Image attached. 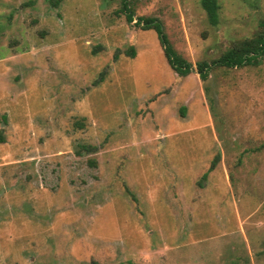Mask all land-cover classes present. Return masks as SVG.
I'll use <instances>...</instances> for the list:
<instances>
[{
	"label": "rangeland",
	"instance_id": "rangeland-1",
	"mask_svg": "<svg viewBox=\"0 0 264 264\" xmlns=\"http://www.w3.org/2000/svg\"><path fill=\"white\" fill-rule=\"evenodd\" d=\"M214 1L0 0V264H264V57L195 66L264 0Z\"/></svg>",
	"mask_w": 264,
	"mask_h": 264
},
{
	"label": "trees",
	"instance_id": "trees-1",
	"mask_svg": "<svg viewBox=\"0 0 264 264\" xmlns=\"http://www.w3.org/2000/svg\"><path fill=\"white\" fill-rule=\"evenodd\" d=\"M63 0H48V4L52 8H56ZM128 2V0H121V3ZM123 7L125 8L126 5L124 4ZM202 8L206 14V18L211 25H216V13H217V5L214 0H202ZM126 21L128 23L132 22L131 15L126 14ZM136 26H139L141 29H153L160 34V43L164 49V57L168 62L170 68L177 73L183 70L185 73L191 72V66L189 63L184 61L178 55H175L171 52L170 47L167 45L163 35H161V31L159 29V24L154 22L153 19H135L133 20ZM141 24L139 25V23ZM264 57V22L260 24V31L256 34L255 37L245 39L239 41L232 45L231 48L223 52L216 62H213L211 66L203 63H196V72L198 78L201 82H204L207 78V73L211 68H225V69H232V68H242L244 66L255 65L257 62ZM101 78L97 79L93 82L92 85L96 86ZM182 114V112H181ZM3 138L0 134V144H2ZM96 152V147L89 146V145H78L75 154L77 156L88 155L91 153ZM218 157L215 156L214 159L210 162L208 170L211 171L216 162ZM90 165L93 164V161L88 162ZM203 178V175L200 177ZM133 200V199H132Z\"/></svg>",
	"mask_w": 264,
	"mask_h": 264
}]
</instances>
